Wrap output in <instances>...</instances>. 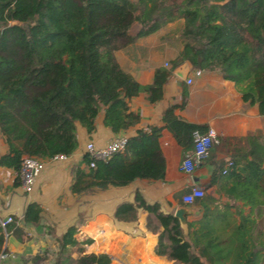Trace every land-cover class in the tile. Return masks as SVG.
Wrapping results in <instances>:
<instances>
[{
    "label": "trees",
    "instance_id": "obj_1",
    "mask_svg": "<svg viewBox=\"0 0 264 264\" xmlns=\"http://www.w3.org/2000/svg\"><path fill=\"white\" fill-rule=\"evenodd\" d=\"M169 22L178 25L181 49L171 67H156L152 81L142 84L122 68L115 51ZM133 23L138 27L132 32ZM185 60L192 69L218 70L235 83L244 101L256 103L264 115V0H0V136L8 146L0 153V165L16 171V185L23 153L49 159L75 150L77 122L91 133L102 112V122L112 132L135 125L140 114L130 108V98L145 91L151 102L158 101L171 68ZM186 101L183 88L181 100L168 104L161 118L192 154L193 132H205L208 126L175 113ZM160 129L137 128L122 150L95 159L94 166L83 153L71 171V190L90 192L136 178L162 179ZM258 135H247L251 145L241 154L246 176L255 180L264 162V141ZM217 142L219 138L212 141L208 155ZM237 164V155H231L229 166L220 163L211 174V183L231 182L229 197H237ZM194 202L203 214L192 229V224L188 226L187 234L175 215L147 202L138 190L133 201L118 203L113 215L130 221L137 218L138 208L145 209L147 228L158 233L154 251L176 262L237 264V231L226 236L212 232L217 218L231 214L230 203L210 194ZM41 210L36 201L29 202L22 220L39 225ZM16 222L13 217L5 230L20 231ZM76 230L70 225L56 237L55 264H110L107 252L87 251L84 244L90 239H77ZM4 239L0 225V251ZM44 258L45 254L35 252L23 261L41 264ZM247 263L256 264L253 259Z\"/></svg>",
    "mask_w": 264,
    "mask_h": 264
},
{
    "label": "crops",
    "instance_id": "obj_2",
    "mask_svg": "<svg viewBox=\"0 0 264 264\" xmlns=\"http://www.w3.org/2000/svg\"><path fill=\"white\" fill-rule=\"evenodd\" d=\"M134 24L131 28L134 26L135 30L138 24ZM176 24L169 22L117 49L115 55L122 68L138 82L147 84L152 81L156 67H171L181 49ZM192 70L187 60L173 66L163 84L162 96L156 102H151L145 91L132 96L129 106L139 111L140 118L135 125L121 132H112L103 124L102 112L97 115L96 127L91 133L77 122L78 145L75 150L64 160L48 159L29 192L22 188L21 179L19 184H14L17 174L13 168L0 165V218L13 215L21 228L16 232L3 228L5 239L0 251V264H25L24 257L35 252L45 254L41 264H55L56 237L70 225L76 226L77 239H90L84 244L87 251L107 252L111 257L110 264H184L154 251L158 233L147 228L145 209L138 208L137 218L130 221L118 220L113 213L118 203L133 201L138 190L147 202L158 203L164 213L174 215L179 207L188 209L186 225L181 226L187 234L188 226L192 224V229L193 223L203 214L202 207L195 202L185 204L182 201V194L192 184L201 186L205 194L230 203L228 210L231 214L224 219L217 218L212 232L226 236L237 231V264H248V259L264 264V162L255 180L246 176L241 156L251 145L247 135L259 133L258 140L264 141V115L259 113L256 103L244 101L235 83L224 78L218 70L202 69L187 83L185 79ZM183 88L187 89V101L184 106L175 108V113L185 120L213 127L219 138L210 154L192 172L181 168V160L191 148H183L161 118L168 104L181 100ZM151 125L161 126L158 140L165 159L162 179L136 178L126 185H110L90 192L71 190V171L81 161L87 141L103 145L117 134L128 136L137 128L148 129ZM7 148V143L0 136V153L6 152ZM234 154L238 160L237 197H229L226 193L230 181L223 184L220 179L211 183L210 179L215 166L220 163L229 166ZM195 172L205 175L202 182L193 181ZM225 173L223 170L222 174ZM31 201L41 206L39 225L22 220L23 211Z\"/></svg>",
    "mask_w": 264,
    "mask_h": 264
},
{
    "label": "built area",
    "instance_id": "obj_3",
    "mask_svg": "<svg viewBox=\"0 0 264 264\" xmlns=\"http://www.w3.org/2000/svg\"><path fill=\"white\" fill-rule=\"evenodd\" d=\"M167 65V63H165ZM200 69H193L192 74L186 77V82L192 81V75L200 74ZM217 139L216 130L209 126L205 132L198 130L192 134L193 151L192 154L185 153L181 160V168L187 172H192L199 162L208 154L209 148L213 140ZM127 135L120 133L112 137L108 142L103 145H96L93 141H87L84 146L83 153H87L90 159L89 165L94 166L95 159H104L110 156L113 152L122 150L126 144ZM67 155L62 153L54 154L49 159L64 160ZM48 159H43L38 156L23 153L20 156V179L22 188L29 192L32 190L36 176L45 167ZM205 190L197 185L192 184L187 191L182 194V201L185 204H191L195 199L204 196ZM13 220V215H7L0 218V225L5 228L9 222Z\"/></svg>",
    "mask_w": 264,
    "mask_h": 264
},
{
    "label": "water",
    "instance_id": "obj_4",
    "mask_svg": "<svg viewBox=\"0 0 264 264\" xmlns=\"http://www.w3.org/2000/svg\"><path fill=\"white\" fill-rule=\"evenodd\" d=\"M193 181L194 182H202L205 178V175L201 172H195L192 175ZM188 209L185 207H179L178 209L175 210L174 215L179 219L180 225L185 226L186 225V219H185V214L187 213Z\"/></svg>",
    "mask_w": 264,
    "mask_h": 264
},
{
    "label": "rangeland",
    "instance_id": "obj_5",
    "mask_svg": "<svg viewBox=\"0 0 264 264\" xmlns=\"http://www.w3.org/2000/svg\"><path fill=\"white\" fill-rule=\"evenodd\" d=\"M135 24H136V23H135ZM135 24H134V25H135ZM173 27H174V26H173ZM175 27L178 28V25L176 24ZM133 28H134V26H132L131 31L134 30ZM176 30H177V29H176Z\"/></svg>",
    "mask_w": 264,
    "mask_h": 264
}]
</instances>
